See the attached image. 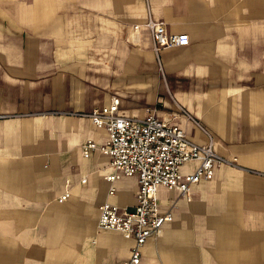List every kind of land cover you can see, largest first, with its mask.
I'll list each match as a JSON object with an SVG mask.
<instances>
[{
	"label": "crops",
	"instance_id": "1",
	"mask_svg": "<svg viewBox=\"0 0 264 264\" xmlns=\"http://www.w3.org/2000/svg\"><path fill=\"white\" fill-rule=\"evenodd\" d=\"M148 4L169 32L188 36L162 48L159 61L148 30L134 27L145 0H0V264H121L129 256L133 237L99 227L98 206L132 210L137 177L109 181L108 154L83 156L82 142L102 143L107 132L73 112L118 97L125 114L157 104L168 116L167 91L235 161L186 194L158 187L159 208L173 217L138 264H264V0Z\"/></svg>",
	"mask_w": 264,
	"mask_h": 264
},
{
	"label": "built area",
	"instance_id": "2",
	"mask_svg": "<svg viewBox=\"0 0 264 264\" xmlns=\"http://www.w3.org/2000/svg\"><path fill=\"white\" fill-rule=\"evenodd\" d=\"M145 1L146 16L134 27L148 30L159 61L162 48L184 45L188 42V36L185 32H169L164 21L151 13L148 0ZM177 106L179 111L168 113V116L158 114L154 106L146 107L141 115H129L120 111L119 98L113 97L107 104L94 106L87 112H73L88 116L96 127L107 132L106 140L102 143L91 138L82 142L83 156H90L94 150L108 154L114 168L105 176L109 181L121 176L137 177L136 203L132 210L110 201H103L98 206L99 227L117 229L124 236L133 237L130 254L121 264H138L146 241L157 235L164 223L172 220L171 209L161 211L159 208V186L176 188L180 194H186L193 182L211 178L219 164L235 161V157H225L216 152L208 128L182 105L177 103ZM179 115L200 131L205 137L204 142L191 138L185 132L176 119ZM188 162H194V165L183 168ZM113 191L114 187L111 186L109 193ZM67 195L68 192H65L60 197Z\"/></svg>",
	"mask_w": 264,
	"mask_h": 264
},
{
	"label": "rangeland",
	"instance_id": "3",
	"mask_svg": "<svg viewBox=\"0 0 264 264\" xmlns=\"http://www.w3.org/2000/svg\"><path fill=\"white\" fill-rule=\"evenodd\" d=\"M162 78H163V76H162ZM163 80H164V78H163ZM166 94H168V96H170V98L172 99L173 105L171 107H169V108H165V111H167L168 113H172L173 111H177L178 112L179 111L178 106H177V102L178 101H176L175 99H173V97H172V95H171V93L169 91H167ZM155 105H157V104H154V107H155ZM156 107H161V106L160 105H157Z\"/></svg>",
	"mask_w": 264,
	"mask_h": 264
}]
</instances>
